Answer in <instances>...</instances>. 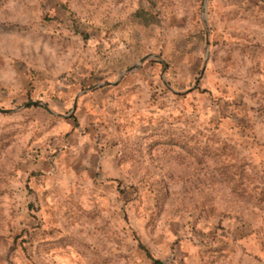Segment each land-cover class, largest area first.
Listing matches in <instances>:
<instances>
[{
    "label": "rangeland",
    "instance_id": "1",
    "mask_svg": "<svg viewBox=\"0 0 264 264\" xmlns=\"http://www.w3.org/2000/svg\"><path fill=\"white\" fill-rule=\"evenodd\" d=\"M203 2L0 0V264H264V0Z\"/></svg>",
    "mask_w": 264,
    "mask_h": 264
},
{
    "label": "water",
    "instance_id": "2",
    "mask_svg": "<svg viewBox=\"0 0 264 264\" xmlns=\"http://www.w3.org/2000/svg\"><path fill=\"white\" fill-rule=\"evenodd\" d=\"M206 2H207V0H204V2H203V7L206 5ZM149 58H150V57H145V58H143V59L140 61V64L143 63L145 60H147V59H149ZM131 70H132V69H129L128 72L131 71ZM37 104H40V103H31L30 106H35V105H37ZM75 106H76V101H75V103H74L73 109H75ZM24 107H27V105H25ZM44 108L47 109L46 106H44ZM47 110H48V109H47ZM11 112H13V111H7V110H2V109H0V113H2V114H7V113H11Z\"/></svg>",
    "mask_w": 264,
    "mask_h": 264
},
{
    "label": "trees",
    "instance_id": "3",
    "mask_svg": "<svg viewBox=\"0 0 264 264\" xmlns=\"http://www.w3.org/2000/svg\"><path fill=\"white\" fill-rule=\"evenodd\" d=\"M147 256H149L148 254H147ZM154 262V264H161L159 261H153Z\"/></svg>",
    "mask_w": 264,
    "mask_h": 264
}]
</instances>
